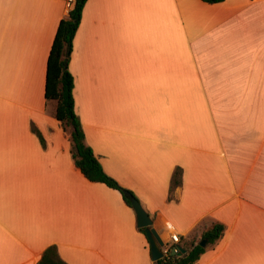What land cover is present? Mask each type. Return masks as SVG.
Wrapping results in <instances>:
<instances>
[{
    "label": "crops",
    "instance_id": "obj_1",
    "mask_svg": "<svg viewBox=\"0 0 264 264\" xmlns=\"http://www.w3.org/2000/svg\"><path fill=\"white\" fill-rule=\"evenodd\" d=\"M65 0H0V264H156L122 193L89 181L45 97ZM68 68L85 142L165 243L264 264V0H88ZM182 182L174 184L176 169ZM182 254V255H183Z\"/></svg>",
    "mask_w": 264,
    "mask_h": 264
},
{
    "label": "trees",
    "instance_id": "obj_2",
    "mask_svg": "<svg viewBox=\"0 0 264 264\" xmlns=\"http://www.w3.org/2000/svg\"><path fill=\"white\" fill-rule=\"evenodd\" d=\"M87 1L76 0L74 8L59 23L47 62L45 97L57 100L56 117L65 130L71 128L72 155L77 168L89 181L104 183L113 189L119 190L126 203L132 207L127 192L134 196L135 194L121 186L114 177L104 170L92 147L85 142L83 124L76 112L74 76L69 70L68 64L74 48L75 35L80 26ZM203 1L214 4L224 0ZM181 182L182 169L178 167L174 174L173 183L178 184ZM141 230L144 231V228H141ZM224 230L223 224L214 223L202 231L199 240L195 237L189 241L186 254L179 256L171 251L162 259L157 260L156 264H196L206 250L205 246L200 245V241L206 239L207 244H213L223 236ZM57 256V247L51 246L43 253V257L38 264H67L59 258L56 259Z\"/></svg>",
    "mask_w": 264,
    "mask_h": 264
},
{
    "label": "water",
    "instance_id": "obj_3",
    "mask_svg": "<svg viewBox=\"0 0 264 264\" xmlns=\"http://www.w3.org/2000/svg\"><path fill=\"white\" fill-rule=\"evenodd\" d=\"M127 195L130 198L132 207L136 212L138 226L145 229L150 244L152 258L154 260L162 259L165 256V253L163 251L165 242L161 238L158 231L153 227V219L151 218L150 214L144 209L137 197H135L130 192H127ZM200 245L206 246L207 240H201ZM185 252V249L179 247V256H181Z\"/></svg>",
    "mask_w": 264,
    "mask_h": 264
},
{
    "label": "built area",
    "instance_id": "obj_4",
    "mask_svg": "<svg viewBox=\"0 0 264 264\" xmlns=\"http://www.w3.org/2000/svg\"><path fill=\"white\" fill-rule=\"evenodd\" d=\"M76 0H65V7L67 9V11H70L74 8ZM181 240L180 235L178 233H173L171 236V243H165L164 247H163V251L166 254H168L169 252H174L177 253L179 252V247H177L175 244L179 243Z\"/></svg>",
    "mask_w": 264,
    "mask_h": 264
},
{
    "label": "rangeland",
    "instance_id": "obj_5",
    "mask_svg": "<svg viewBox=\"0 0 264 264\" xmlns=\"http://www.w3.org/2000/svg\"><path fill=\"white\" fill-rule=\"evenodd\" d=\"M66 130H67V132H69L70 131V128H66Z\"/></svg>",
    "mask_w": 264,
    "mask_h": 264
}]
</instances>
